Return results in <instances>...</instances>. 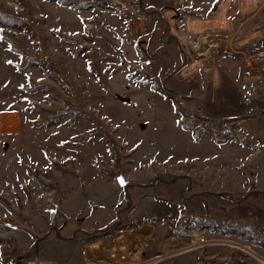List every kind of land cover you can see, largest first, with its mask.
I'll use <instances>...</instances> for the list:
<instances>
[{"label":"rangeland","instance_id":"rangeland-1","mask_svg":"<svg viewBox=\"0 0 264 264\" xmlns=\"http://www.w3.org/2000/svg\"><path fill=\"white\" fill-rule=\"evenodd\" d=\"M61 1L0 0V264L77 263L140 227L175 243L141 264H264V113L235 120L221 93L201 110L176 83L264 52V6L218 34L183 15L182 51L152 8L175 0ZM138 2L148 21L132 27L122 5ZM187 55L214 70L178 69ZM248 76L231 79L264 112V76Z\"/></svg>","mask_w":264,"mask_h":264},{"label":"crops","instance_id":"crops-1","mask_svg":"<svg viewBox=\"0 0 264 264\" xmlns=\"http://www.w3.org/2000/svg\"><path fill=\"white\" fill-rule=\"evenodd\" d=\"M263 3L264 0H175L173 6H170L171 4H169L168 1H165L163 3L160 2L159 6L153 5L154 7L152 6V8L157 10L154 12L160 14L155 15V18H158L156 20V27H159L161 34L160 42L171 45L169 42H165L166 38H168L169 41H176L180 49L185 51L184 42L181 39V35L183 36L185 33L179 25V22H182L183 15H185V23L183 24L185 32L194 33L199 31L201 34L202 31L205 30L210 33L214 32L215 34H218L224 33L234 25V22L230 18L233 19V17H236L237 23L242 26L247 24L252 18L260 13L259 9L264 6ZM245 13H249L247 17L245 16ZM210 16H214V19L205 20ZM142 30H145V26ZM198 44L200 46L199 48L197 47V49H203V45L200 41ZM185 58V63H183L182 67H179L178 69H182L184 66L186 68V66L191 65L190 71H193L195 68L203 71L205 68L202 67L204 65L206 67L207 64L212 67H210L212 70L215 68V57L212 60H209L206 55L198 58H191L187 55ZM241 60L242 59L240 58H234V61L229 60V62L232 66L234 65V69H236L237 72H240V74L246 78L247 71H245L243 60ZM175 72L176 71H174V73ZM237 72L234 73V71H232L230 75L224 74L226 78H219V80L215 76L210 77V73L207 84L203 86H201L200 74L189 72L193 78L192 82L179 78L180 82L176 83L179 86L181 95L190 96V99L196 102L199 101L202 104L200 107L201 110L204 105L208 103V98H210V96L221 93L227 102L234 101V105L236 104V107H238V110L234 114L236 117L257 114L259 110L255 111L252 109L255 104L253 97L244 91H237L235 88L232 79L236 80L234 77H236ZM232 75H234V77ZM218 85L221 89H217ZM200 88L207 89L205 90V95L202 94ZM240 89L242 90L241 87ZM248 98L250 99L248 100ZM216 115L219 116V114ZM210 116H215V114L209 115V117ZM220 117L227 118L230 116L225 114ZM145 228L146 227H140L139 229L130 230V232H127L126 235L122 236L116 234L112 239L111 237L106 236L94 243L86 244L82 253V261L77 263L74 262L72 264H122V260L139 262V260L143 261L146 259L148 253H146L145 249L147 250V246L149 247L151 243L156 244V246L153 245V247L159 248V251H163L165 248L168 250L171 246H174L175 243L169 242L168 240L156 242L153 237L151 239V237L147 236L149 233ZM61 264L70 263L64 262Z\"/></svg>","mask_w":264,"mask_h":264},{"label":"built area","instance_id":"built-area-1","mask_svg":"<svg viewBox=\"0 0 264 264\" xmlns=\"http://www.w3.org/2000/svg\"><path fill=\"white\" fill-rule=\"evenodd\" d=\"M122 15L126 16L128 14L131 15V26L140 27L141 24L146 23L148 21L147 15L141 10V4L138 2L136 6H129L126 4L122 5ZM243 55V63L244 69L247 71L246 73L248 77H258L260 75L264 76V52H259L258 55H254L250 58H247L245 54ZM0 125H1V117H0Z\"/></svg>","mask_w":264,"mask_h":264},{"label":"trees","instance_id":"trees-1","mask_svg":"<svg viewBox=\"0 0 264 264\" xmlns=\"http://www.w3.org/2000/svg\"><path fill=\"white\" fill-rule=\"evenodd\" d=\"M62 3H66V0H63V1H61V4ZM12 16V15H5V14H3V13H1L0 12V17H1V19L3 20V21H8L9 20V18ZM2 21V22H3ZM12 21V18H11V20H10V22ZM212 125H219L220 123L218 122V123H214V121L213 122H210ZM226 125H229V124H226ZM232 125H234V123H232ZM105 232H111L110 230H107V231H105ZM96 235H100V233L99 234H96Z\"/></svg>","mask_w":264,"mask_h":264},{"label":"water","instance_id":"water-1","mask_svg":"<svg viewBox=\"0 0 264 264\" xmlns=\"http://www.w3.org/2000/svg\"><path fill=\"white\" fill-rule=\"evenodd\" d=\"M263 113H264V112H260V113L254 114V115L242 116V117H238V118L235 119V120H244V119L256 118V117H258L259 115H261V114H263ZM214 122H227V121H214Z\"/></svg>","mask_w":264,"mask_h":264},{"label":"snow or ice","instance_id":"snow-or-ice-1","mask_svg":"<svg viewBox=\"0 0 264 264\" xmlns=\"http://www.w3.org/2000/svg\"><path fill=\"white\" fill-rule=\"evenodd\" d=\"M120 183L123 184V180L122 179L120 180Z\"/></svg>","mask_w":264,"mask_h":264},{"label":"bare ground","instance_id":"bare-ground-1","mask_svg":"<svg viewBox=\"0 0 264 264\" xmlns=\"http://www.w3.org/2000/svg\"><path fill=\"white\" fill-rule=\"evenodd\" d=\"M262 76V75H261ZM6 116V115H5ZM1 122H3V120H1Z\"/></svg>","mask_w":264,"mask_h":264}]
</instances>
